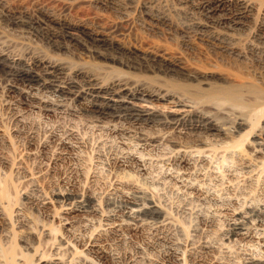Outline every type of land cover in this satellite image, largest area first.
<instances>
[{
  "label": "bare ground",
  "instance_id": "bare-ground-1",
  "mask_svg": "<svg viewBox=\"0 0 264 264\" xmlns=\"http://www.w3.org/2000/svg\"><path fill=\"white\" fill-rule=\"evenodd\" d=\"M88 1L104 6L118 19L135 20L147 30L155 32L168 29L179 36L180 44L183 47L191 48L198 42L203 46H208L221 59L241 66L240 68L249 76L247 84L252 82L250 86L245 84L248 87H245L247 88V100L249 99L248 104L250 107L252 106L250 116L252 117V114L256 116V113L264 111V92L261 93L255 89L256 83L264 84V0ZM47 17L49 20L46 22L44 20L35 21L36 23L30 20L21 22V18L20 20L10 18L8 23L22 27L26 24L32 26L36 24L44 30L43 32L54 31L53 29L58 28L63 39L77 40L75 30L70 26H66L63 21L52 15ZM48 23L54 28L52 27V29ZM55 31L57 30L55 29ZM50 33L49 40L53 41L56 46L58 44L54 41L56 34ZM96 34L90 31L84 33L91 42V46L97 45L98 47L105 44L106 41L99 35L100 33ZM84 44L85 48L89 46ZM58 46L61 48L60 43ZM108 49L113 48L109 47ZM1 70L13 81L9 82L10 84L7 81V84L5 83L8 92L25 93L26 102L36 104L34 105L36 109L43 107L42 110L53 112L63 111L64 106L69 102L86 104L88 113L94 114L96 118L128 122L142 136L146 134L144 131L153 130V132L159 133L157 135H159L160 142L167 140L178 145L177 141L172 139V135L176 137L194 136L195 139H192L193 142L187 137L189 141L186 142L190 144L192 142V145L184 146L182 144L179 150H173L175 153L173 152L172 157H165L162 160H165L169 172L159 178L150 176L152 173L149 175L150 170L148 171L147 164L142 158L131 155L132 153H125L124 150L122 152L120 149L121 152L119 150V152H112L113 148H111L112 151L110 150L109 157L104 156L101 157V161L98 160L104 166L105 172L108 173V175H104L112 179L110 182L103 175L104 178L96 176V172L89 173L87 171L89 168L86 169L80 163L67 166L60 172L59 180L57 179V183L61 187L57 196L62 200L55 211L62 210L67 216L77 213L99 214L103 220L100 218L99 226L95 228L93 226V233H91L95 238L84 240L83 250L75 248V243L71 245L66 242L65 245L70 248L68 251L63 252L67 247L61 245L56 248L54 254H47L48 256L42 254L41 258L35 262L33 258L30 259L32 255L17 251L14 245L16 234L7 235L3 247L0 245V264H97V261L101 263L104 260H110L113 264H264V251H260V249L255 255L253 254L255 253L254 248H250L253 249L252 254L247 253L250 249L245 248L248 250L247 252L242 249L245 244L251 247L256 245L264 247V206L262 203H259L261 205L255 204L256 207L245 204L241 208L234 209L233 216L226 220L224 233L218 239L214 237V228H218L217 223L221 218H225V215L222 213L223 202L218 200L220 198L211 189V186H215L223 190L226 185L225 181L227 184L229 183L226 186L228 191L230 188H245L248 183L257 186L255 189L264 186V158L257 160L254 164L251 161H249L250 164L246 163L244 168L247 169V172L241 178L231 173L229 178L222 180L216 176L218 174H211L208 167L205 168L207 166L206 155H208L206 153L207 149L213 152L215 146L211 149L205 140H208L207 136H212V132H215L216 129H214V121L200 109L201 103L197 99L170 92L156 93L142 85L121 83L120 80L106 83L102 80L103 78L101 79L84 69L73 67L61 60L49 59L46 56L28 55L22 57L0 50ZM41 93L46 96L48 94L50 97H45L43 100L39 97ZM250 96L260 97H256L254 103V98L252 99ZM236 98V96H231V99L228 100L234 102ZM41 102L48 104L40 108L41 105H44ZM231 115L235 118L234 113ZM250 116L244 119L237 118L235 120L237 122L234 121L233 131L237 137L233 136L237 140L234 138L233 144L226 146V150H230V153L233 150L242 151L245 142L253 134V131L255 132V124L249 126L250 129L245 131L248 128ZM73 133L71 132L64 139L61 138L55 145L53 143L51 147L42 146V150L48 151L46 154L43 153L45 154L43 156L47 158H45L47 166L51 164L52 160L66 161L67 157L71 158L69 153L77 155L81 152L84 143L74 141L75 133ZM28 134L31 143H36L35 132ZM155 136L152 138L143 136L146 138L143 140H146L145 145L148 142L149 146L159 142L156 141ZM10 138V136L7 138L5 135H0V151H4L1 159H3V164L14 169L16 166L10 164L5 156L8 146L12 145L11 141L9 142ZM55 138L57 139V137ZM252 138L254 140L250 144L248 143V146L255 147L254 153L264 155V130ZM62 149H65L67 153H61ZM218 152L216 151V153ZM45 169L42 171L39 169L40 172L29 176L32 179L35 176L50 178L51 169L49 167ZM70 176H74L71 183L69 182ZM224 179L226 180L224 181ZM3 181H0V220L3 223H8L13 216H11V210L15 205L9 195L11 183L9 184L8 177ZM251 186L248 188L250 189ZM248 191L250 192V190ZM254 191L256 192V190ZM218 196L220 197V193ZM65 199L73 201L67 204L64 202ZM77 199L80 201H76ZM115 199L121 202V206L117 210H106V212L102 210L101 202L103 200L110 203ZM38 200L44 208L51 204L47 196ZM228 201L227 203H229ZM90 202L94 203L93 206ZM149 213H160L159 217L161 218L151 222L146 218ZM65 216L60 218L65 221V225L72 227L75 217L67 219ZM56 230H44L43 234L49 238L53 232H57ZM67 232H69L68 229ZM242 242L245 244L241 247ZM28 248H24V250L38 252L30 245Z\"/></svg>",
  "mask_w": 264,
  "mask_h": 264
},
{
  "label": "rangeland",
  "instance_id": "rangeland-1",
  "mask_svg": "<svg viewBox=\"0 0 264 264\" xmlns=\"http://www.w3.org/2000/svg\"><path fill=\"white\" fill-rule=\"evenodd\" d=\"M48 15L54 16L60 21H63L66 26H70L75 30L74 32L77 35L76 39L78 41L63 39L61 31L58 28L55 29L59 31H55L53 29L54 26L48 23L54 30L50 32H54L57 36H55L56 39L54 38V41L56 44L60 43L61 48H59L58 44L55 46V43L49 40L51 33L47 31H45L46 33L43 32L44 30L40 29L36 24L33 26L26 24V26L22 27L13 26L8 23L10 18L19 20L21 18V22L29 20L34 23L43 20L46 22L49 20ZM116 18L104 6L91 1L89 2L88 0H0V50L9 52L12 55H21L22 57L39 55L46 56L49 59L61 60L73 67L84 69L101 79L103 78L102 80L104 82L106 81V83L120 80L121 83H136L142 85L156 93L170 92L197 99L201 103L200 109L214 121V129H216L215 132H212V136H207L208 140H205V143L211 149L215 146L213 152L207 149L206 154L211 155V158L205 154L207 157L205 162L207 166L205 168L207 169L208 167V171L211 174H218L216 176L220 179L222 178V180L223 178H229L231 173L241 178L247 172V169L244 167L250 164L249 161L254 164L257 160H263L264 155L262 153H254L253 150L255 147L248 146V143L250 144L254 140L252 138L254 135L264 130V111H257L260 113H256V116H253V114L252 117L250 116L252 106L250 107L248 104L247 86H250L252 82L247 84L249 82V76L240 68L241 66L231 61H226V59H221L208 46H203L198 42L193 44L191 48L183 47L180 44L179 36L175 32H170L168 29H161L154 32L147 30L135 20L125 21L124 19ZM86 31L97 33L96 35L100 33L99 35L106 43L98 47L97 45L91 46V42L84 35ZM83 44L89 46L85 48ZM109 47L113 49L109 50ZM4 74V71L1 70L0 135H5L7 138L10 136L12 138L10 140L8 139L12 145L10 147L8 146L5 156H7L10 164H14L18 169L16 167L13 169L3 164V159L1 158L3 157L2 153L4 151H0V181L4 182L7 179L4 181L3 179L8 177L9 184L11 183V193L9 195L11 196L13 205H15L11 210V216H13L10 218V222L3 223L0 220V245L3 247L7 235L16 234L14 245L17 251L30 256L32 255L30 259L33 258L35 262L41 258L42 254H54L56 248L65 245L66 242L71 245L75 243V248L78 247L79 250H83L82 244H84V240L88 241L89 239L95 238L92 236V231L95 227L99 226L100 218L103 220L97 213L91 215L77 213L72 214L73 216H69V214L67 216L65 214V216L62 210L55 211L62 200L57 196L60 191L59 188H61L57 182L59 180L58 177H60V172L63 169L65 170L67 166L70 167L73 164L80 163L86 169L89 168L87 170L89 173L96 172V176L106 177L108 173L105 172L106 170L102 166L100 159L104 156L109 157L112 151L111 148H113L112 152L124 150V152L126 151L125 153H132L131 155L142 158L147 164L148 171L150 170L148 172L149 175L152 173L150 176L159 178L160 176L162 177L168 174L166 172H169L165 160H162L165 157H170L174 152L173 150H179L182 144L184 146L186 144L192 145V142L190 144L186 141L191 140L194 142L192 140L195 139L194 136H187L189 138L187 140L188 138L183 135L177 137L172 135V139L177 141L178 145H174L167 140L160 142L159 135H157L159 133L153 132V130H146L144 131L146 134L143 136L152 138L156 134V141L159 142L151 146L148 145V142L145 145L146 140H143L146 138L138 134L137 130H134L128 122L112 121L111 119L100 120L94 114L88 113L86 104L80 105L69 102L68 105L64 106L63 111L56 110L51 112L42 110V106L48 103L41 102L44 105L38 106L42 108L36 109V106H34L36 104L26 102L25 93L8 92L6 84L7 82L10 84L13 81L10 76L8 77ZM256 84L257 88L255 87V89L263 93L264 84ZM41 95L39 97L43 100L45 97H50L48 94L47 96L46 94ZM231 96L238 98L234 101L235 103L228 100L231 99ZM256 97L260 96H250V98H254V103ZM46 99L48 100V98ZM53 110L55 109L53 108ZM230 110L234 111L231 112ZM231 113L235 114V118ZM248 116L251 118H249L248 128L245 131H248L255 124V132L253 131V134L245 142L242 151L233 150L230 153V150H226V146L232 145L237 140V136L233 131V123L237 122L235 121L237 118L244 119ZM33 131L35 132L34 137L36 138V143L34 144L31 143L28 136V133ZM71 132L75 133L74 141L84 143V148L81 150L82 153L80 152L77 155H71L72 153H69L71 158L67 157L66 161L52 160L51 164L47 166V158L43 155L48 151L42 150V146L48 145L51 147L53 143L55 145L58 140H61V138L64 139V137L66 138ZM167 132H170V130H167ZM62 150H60L61 153H67L65 149ZM216 151L219 152L216 153ZM166 154L167 156H165ZM254 159L255 161H252ZM48 167L51 169L52 174L50 178H46V176L45 178L44 176H35L32 179L29 176ZM73 175L75 176V174ZM70 177L69 182L71 183L74 178L72 176ZM106 179H108V182L112 180L109 176ZM224 183L226 185H224L223 190L222 188L218 189L215 186H211V189L214 190L212 192L220 198L218 200L224 203H222V213L225 215V218H221L220 222L217 223L218 228H214V237L218 239L224 233L226 220H229L233 216L234 209L241 208L245 204L256 207V205H261L259 203H262L264 206V186H259L258 189H255L257 186L255 187V185L248 183L245 188H230L228 191V187L226 189V186L229 183L227 184L226 181ZM61 186L63 187L64 185ZM250 186L251 188L249 189L248 187ZM219 193L220 197L218 196ZM46 196L49 198L48 201L51 204L46 205V208H44L38 199L41 200ZM221 196H223V199ZM231 198L233 199L231 200ZM70 201L73 200H64L67 204L71 203ZM76 201H80V199ZM105 201L103 200L101 202L102 210L105 212L106 210H117L121 206V202L117 199L111 202L109 201L110 203H106ZM90 204L93 206L94 203L90 202ZM62 216H65L67 219L75 217L73 219L75 223L72 227L65 225V221L60 218ZM159 216H161L160 213H149L146 218L152 222L158 221L161 218ZM54 229H57V232H53L49 238L44 236V230L52 231ZM67 229L69 232H67ZM241 244L242 247L245 243L243 244L242 242ZM28 245L37 249L38 252L36 251L37 253H34L32 250L25 251L24 248L29 249ZM246 245L244 248L242 247L246 252L250 248H254L255 253H253V249H250L252 251L249 250L251 252L248 251L247 253L249 254L253 253L256 255V252L260 249V251H264V247L257 245L251 247ZM64 247H67V245ZM69 249L67 247L63 252ZM96 263L113 264L110 260H104L101 263L97 261Z\"/></svg>",
  "mask_w": 264,
  "mask_h": 264
}]
</instances>
